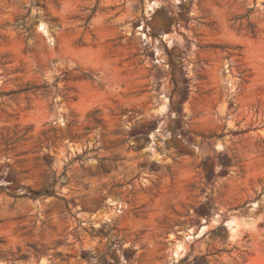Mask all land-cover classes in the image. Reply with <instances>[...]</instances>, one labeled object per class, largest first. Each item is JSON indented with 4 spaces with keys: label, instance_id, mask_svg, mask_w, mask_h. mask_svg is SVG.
Wrapping results in <instances>:
<instances>
[{
    "label": "rangeland",
    "instance_id": "obj_1",
    "mask_svg": "<svg viewBox=\"0 0 264 264\" xmlns=\"http://www.w3.org/2000/svg\"><path fill=\"white\" fill-rule=\"evenodd\" d=\"M0 264H264V0H0Z\"/></svg>",
    "mask_w": 264,
    "mask_h": 264
},
{
    "label": "bare ground",
    "instance_id": "obj_2",
    "mask_svg": "<svg viewBox=\"0 0 264 264\" xmlns=\"http://www.w3.org/2000/svg\"><path fill=\"white\" fill-rule=\"evenodd\" d=\"M228 222V221H227Z\"/></svg>",
    "mask_w": 264,
    "mask_h": 264
}]
</instances>
